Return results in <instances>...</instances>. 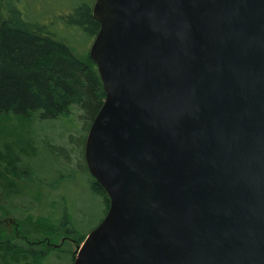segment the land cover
I'll list each match as a JSON object with an SVG mask.
<instances>
[{
	"label": "water",
	"instance_id": "obj_1",
	"mask_svg": "<svg viewBox=\"0 0 264 264\" xmlns=\"http://www.w3.org/2000/svg\"><path fill=\"white\" fill-rule=\"evenodd\" d=\"M84 144L109 207L72 264H264V0H95Z\"/></svg>",
	"mask_w": 264,
	"mask_h": 264
},
{
	"label": "rangeland",
	"instance_id": "obj_2",
	"mask_svg": "<svg viewBox=\"0 0 264 264\" xmlns=\"http://www.w3.org/2000/svg\"><path fill=\"white\" fill-rule=\"evenodd\" d=\"M95 0H5L4 14L19 11L26 21L44 25L59 41L82 60H88L92 39L64 16L77 6H93ZM87 127L81 112L72 106L59 119L0 118V143L10 142L25 150L20 170L28 176L17 181L24 194L19 214L1 216L0 242L46 251L42 264H71L77 248L104 217L106 204L101 194L90 189L91 176L85 167L84 144ZM68 162V164L64 163ZM21 219V220H20ZM51 248V249H50Z\"/></svg>",
	"mask_w": 264,
	"mask_h": 264
},
{
	"label": "trees",
	"instance_id": "obj_3",
	"mask_svg": "<svg viewBox=\"0 0 264 264\" xmlns=\"http://www.w3.org/2000/svg\"><path fill=\"white\" fill-rule=\"evenodd\" d=\"M4 1L0 0V118L59 119L69 115L75 106L88 132L105 99L95 64L90 57L88 60L77 57L44 25L26 21L19 11L9 14L12 17L6 16ZM63 20L80 28L92 41L99 29L92 17V6L87 4L77 6ZM19 152L27 154L25 150ZM19 152L10 142L0 143V217L19 214L25 220L31 216L24 217L27 210L21 208L20 200L25 196L17 181L29 173L18 166L23 163ZM90 189L104 198L105 215L109 199L92 176ZM48 252L49 249L32 251L1 241L0 264H42Z\"/></svg>",
	"mask_w": 264,
	"mask_h": 264
}]
</instances>
